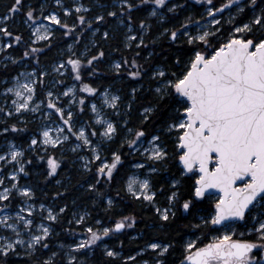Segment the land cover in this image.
Instances as JSON below:
<instances>
[{
  "label": "snow or ice",
  "instance_id": "6c2138e0",
  "mask_svg": "<svg viewBox=\"0 0 264 264\" xmlns=\"http://www.w3.org/2000/svg\"><path fill=\"white\" fill-rule=\"evenodd\" d=\"M246 3L259 13L235 25L223 41L219 27L188 31L190 17L179 27H165L169 17L164 10L178 13L185 6L179 0H53L51 7L46 0H10L5 5L0 13V137L29 132L31 123H41L30 132L27 147L6 140V148L0 149V264H15L14 257L25 258L23 264L135 261L136 256H121L117 247L103 243L105 237H115L122 249L120 235L137 226V216L121 210L126 198L153 211L140 249L150 250L152 264H169L178 242L149 233L171 228L180 217L191 218L184 227L218 234L202 246L195 240L184 243L179 264H264V0ZM207 4L212 5L206 11L213 26L220 24L216 15L225 9L244 11L240 0H227L219 8L213 0ZM17 17L27 39L24 31L11 27ZM150 21L160 22L158 35ZM88 32L92 47L78 54L74 44ZM57 33L74 44L61 51L62 58L45 63L41 57L55 46ZM161 39L168 42L167 50ZM21 45L22 55H12L10 50ZM150 46L153 50L142 56ZM107 47L121 54L110 66L114 80L148 78L152 98L147 106L135 108L138 87L130 88L125 101L109 90L111 85L101 91L95 84L92 78L103 73ZM69 77L73 84L66 86ZM134 112L139 117L135 126ZM29 152L44 162L38 177L48 183L62 164L74 167L79 161L82 174H88L84 186L91 205L67 219L71 208L58 201L66 199L69 189L61 180L55 182L63 191H54L52 205H37L35 186L21 183L32 175ZM126 156L133 158L134 171H124L122 185L111 195ZM161 173L167 176L158 183ZM212 195L217 197L212 209L200 215ZM97 206L112 218L109 225L92 215ZM58 225L79 238L53 241ZM97 248L103 257L99 262L91 259Z\"/></svg>",
  "mask_w": 264,
  "mask_h": 264
},
{
  "label": "trees",
  "instance_id": "16d2710c",
  "mask_svg": "<svg viewBox=\"0 0 264 264\" xmlns=\"http://www.w3.org/2000/svg\"><path fill=\"white\" fill-rule=\"evenodd\" d=\"M10 2V0H0V13H3L5 11V5H7ZM30 3H36L37 0H29ZM83 2L87 3V0H83ZM172 2H177V0H172ZM180 3H183L185 6L182 10H180L176 14L167 13L165 11V15L169 17L166 21H164L165 27H179L180 24H183L186 22L187 18H191V23L188 25V28L191 26V24L194 21L200 20V14L207 6V0H179ZM225 0H220L215 7L219 8L221 4H224ZM210 6V5H208ZM244 11L243 12H236L234 13V18L230 23H220V27L222 29V35L218 34L219 39L223 41L225 37H227L232 28L235 25H242L243 23H247L249 19L259 13V9L256 10V12H252L249 5H244ZM16 18L15 21L11 23V27L14 30H20L24 31L23 26L20 23V20ZM153 25V32L158 35L159 31H162V28L160 27L159 21H150ZM25 39L28 38V32L24 31ZM184 39V38H182ZM92 40L91 33H85V35L80 40L79 44H75L74 48L77 49L78 54L80 52H83L85 47L91 48L92 45L90 41ZM70 38L62 37L59 33L56 34V37L53 41L54 47L52 49H45L44 54L42 55L41 59L45 63H52L55 60H57V56L59 55V51H63L67 49V45L70 43ZM72 42H74L72 40ZM160 44H163V47L167 50L168 49V42L166 40L161 39L159 41ZM213 43L215 44L216 41L214 40ZM23 45L20 47L13 48L14 55L19 57L22 55ZM43 46V45H40ZM191 46L184 45V48H190ZM10 50V51H12ZM153 50L152 46L149 47V49L145 50L142 53V56H147V51ZM95 50L93 49V52ZM155 51L157 53H160V47L156 46ZM108 56L105 60L104 64L101 65L103 69V73L101 74L100 78H92L95 80V84L101 87V91H103V88L105 86L111 85L109 90L114 91L116 94L121 95L122 98L126 101L128 99V93L131 87H138L140 88V96H139V102L135 105L136 109H139L141 105L147 106L148 101L152 98V93L150 90V85L148 78L145 76L143 80L141 81H133L126 76L124 79H113V70L111 69V64L120 59V53L114 52L111 47H107ZM13 55V53H12ZM129 55H131L129 53ZM141 63H143V60H141ZM183 67V66H181ZM22 68V67H21ZM10 75H15V71H13ZM3 81V74L0 73V89L2 88L1 84ZM73 84L72 79L66 78V86ZM88 118V115H85L82 119L86 120ZM139 117L136 112L133 113V126H135L136 123H138ZM37 126L36 122H33L29 125V132H22V133H13L5 137H0V149L2 148V145L6 142V140H14L17 144L23 147H27V140L30 132L34 130ZM148 130H152L151 124L148 125ZM44 153L41 152L40 155H43ZM59 156V152L57 153ZM70 155V154H69ZM28 156L33 159V164L28 165L29 171L32 173L31 177H24L21 180V183L25 180L27 183H30L35 186L36 189V202H44L47 205H52V195L56 189H60L63 191V189L60 187V185L56 184V180H61L62 184H64L65 187L69 189L67 193H65V200L58 201V203L63 204L67 202L71 208V211L68 213L67 219H71L73 216V212L81 211L86 206L91 205V198L87 195L85 192V186H84V180L87 178L86 173L82 174V170L80 169V162L76 161L75 166L73 167L71 163L65 162L61 165V169L59 170V175L55 178V180H52L51 183H48L43 180L42 177H38V173L43 171V165L44 162L39 161L38 158L35 156L34 153L29 152ZM132 157L126 156L125 157V168L121 170L119 175L117 176L116 185L113 186V190L109 193L111 195L115 194V187L120 186L123 183L124 178V171L131 169L130 162L132 161ZM71 176L72 180L71 183H68V177ZM167 173H161L160 178L158 179V183H163V177H166ZM26 178V179H25ZM80 181L78 184L77 181ZM190 183V181H189ZM107 191V189H105ZM123 195V193H122ZM76 201V206L72 205V201ZM161 202L163 203L164 198L163 196L160 197ZM214 201L211 199V197H208L206 200H204L201 207L204 209L200 213V215H205L207 211L211 210ZM89 210H91L89 208ZM122 212L124 215L128 214H134L137 216L138 223L137 226L133 229H126L124 230V233L120 235V239L124 240V246L121 249L119 247L118 241L115 237H107L104 244H108L109 246H115L118 250L121 251V256L124 255H134L136 256L135 261H129V264H135L140 263L145 260L149 261V264H152L153 261V254L149 251L140 252V249L144 247L145 240L147 237H144V225L145 224H151L152 222V216L153 211L150 207L144 206L142 207L140 202L131 200L130 198H126L123 201L122 206ZM92 215L96 217L97 219L101 220L105 226L109 225L112 221V218L104 213L103 209L97 206L96 210L92 212ZM191 218H184L180 217L175 224L166 230L162 231H154L150 232L149 235L157 236L161 240H168L175 238V240L178 242L175 246V249L171 252V254L168 257L169 264H179V261L183 258V244L186 243L189 240H195L198 246H202L205 244L208 239H210L213 235L217 234L216 232L208 229V228H201V229H195L192 227H184L185 224H188V221ZM195 222H199L198 220ZM90 223L93 224L95 227H99V225L95 224L94 220H91ZM63 228H68L67 220H64L62 222ZM73 228L77 229V232L79 233L80 228L77 225H72ZM140 233V237H144L141 239L137 236V233ZM57 233H59V236H54L53 241H55L57 238L62 239L65 241V243H69L74 239L79 238V236H69L64 232H61V227L57 226ZM15 264H23V259L25 258H13ZM94 261H101L103 257L100 255V249H94L93 256L91 257Z\"/></svg>",
  "mask_w": 264,
  "mask_h": 264
},
{
  "label": "rangeland",
  "instance_id": "374dc122",
  "mask_svg": "<svg viewBox=\"0 0 264 264\" xmlns=\"http://www.w3.org/2000/svg\"><path fill=\"white\" fill-rule=\"evenodd\" d=\"M220 0H213V5H216L218 2H219ZM66 2L68 3V4H71L72 2H73V0H66ZM227 2V0H225V3ZM46 3L51 7V6H53V0H46ZM240 4H241V6H244V5H248L247 3H246V0H240ZM212 5H210V6H208V4H207V6H206V8L202 11V13L200 14V20H197V21H194L192 24H191V26L188 28V31H190V32H192L193 34H197L198 33V31H203V30H213L214 28H217V27H219V28H221L220 27V25H215V26H213V25H211L210 24V21H211V17H208L207 16V11H206V9L208 8V7H211ZM250 6V5H249ZM237 12V10H236V7L235 6H233L232 8H229V9H225L224 11H223V13H217V15H216V19H218V20H220V23H230L231 21H232V19L234 18V13H236ZM19 19V18H18ZM198 22V23H197ZM233 29V28H232ZM29 34V33H28ZM70 43L69 44H74V42H72V39L70 38ZM74 46H75V44H74ZM23 47V46H22ZM12 50V49H11ZM64 52H67V49L66 50H63ZM11 52V54L13 53V55H14V50H12V51H10ZM3 55L4 54H0V59H2L3 58ZM60 58H62L61 57V51H59V55L57 56V60L58 59H60ZM20 67H24L23 65H21ZM53 75H55V74H53ZM72 85V84H71ZM71 85H67V86H71ZM1 86L3 87V83L1 84ZM2 89V88H1ZM111 92H113V94H116L114 91H112V90H110ZM3 102H4V99H3V97H0V105H2L3 104ZM105 111L107 112V111H109V110H107V109H105ZM88 115H90V113L88 114ZM54 119H55V117H53ZM83 121H84V119H81V120H79L78 121V125L80 124V123H83ZM36 123L37 124H39V123H41V121H36ZM73 139H74V137H73ZM28 141V140H27ZM18 146H20L19 144H17ZM6 142L2 145V148L1 149H5L6 148ZM81 154H83V153H81ZM132 171H134V170H132ZM144 174L146 175L147 174V172H146V170H145V172H144ZM26 179V178H25ZM23 183H27L25 180L23 181ZM211 197V199L215 202V200H216V195H212V196H210ZM19 199L20 198H17V200H16V202H15V204H18L19 203ZM37 203V202H36ZM39 203H37V205H38ZM37 222H39V217L37 216ZM223 231V230H222ZM107 239V237H105L104 238V241H103V243L105 242V240ZM102 247V246H101ZM97 249H99V248H97ZM135 264H143V262H140V263H135Z\"/></svg>",
  "mask_w": 264,
  "mask_h": 264
},
{
  "label": "flooded vegetation",
  "instance_id": "af4514ba",
  "mask_svg": "<svg viewBox=\"0 0 264 264\" xmlns=\"http://www.w3.org/2000/svg\"><path fill=\"white\" fill-rule=\"evenodd\" d=\"M208 197H210V196H208ZM221 231H222V230H221ZM217 234H218V233H217ZM211 239H212V237H211L210 239H208V241H207V242H209ZM207 242H206V243H207Z\"/></svg>",
  "mask_w": 264,
  "mask_h": 264
}]
</instances>
